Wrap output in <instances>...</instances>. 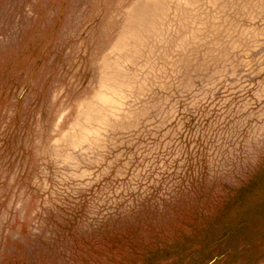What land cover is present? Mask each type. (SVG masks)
I'll use <instances>...</instances> for the list:
<instances>
[{"label": "rangeland", "instance_id": "1", "mask_svg": "<svg viewBox=\"0 0 264 264\" xmlns=\"http://www.w3.org/2000/svg\"><path fill=\"white\" fill-rule=\"evenodd\" d=\"M263 254L264 0H0V264Z\"/></svg>", "mask_w": 264, "mask_h": 264}, {"label": "crops", "instance_id": "2", "mask_svg": "<svg viewBox=\"0 0 264 264\" xmlns=\"http://www.w3.org/2000/svg\"><path fill=\"white\" fill-rule=\"evenodd\" d=\"M263 256H264V254H263ZM263 256L261 255L260 258H259V260L262 259Z\"/></svg>", "mask_w": 264, "mask_h": 264}]
</instances>
